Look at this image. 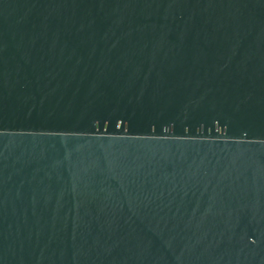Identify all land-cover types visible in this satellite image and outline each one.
Masks as SVG:
<instances>
[{
	"label": "water",
	"instance_id": "water-1",
	"mask_svg": "<svg viewBox=\"0 0 264 264\" xmlns=\"http://www.w3.org/2000/svg\"><path fill=\"white\" fill-rule=\"evenodd\" d=\"M0 264H264V0H0Z\"/></svg>",
	"mask_w": 264,
	"mask_h": 264
}]
</instances>
